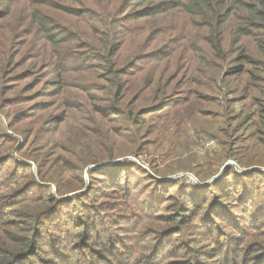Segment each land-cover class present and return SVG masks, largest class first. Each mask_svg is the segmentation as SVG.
I'll return each mask as SVG.
<instances>
[{
  "label": "rangeland",
  "instance_id": "1",
  "mask_svg": "<svg viewBox=\"0 0 264 264\" xmlns=\"http://www.w3.org/2000/svg\"><path fill=\"white\" fill-rule=\"evenodd\" d=\"M25 2L0 0V205L5 204L0 209L8 214L29 203L36 206L40 191L50 190L62 198L54 182H44L38 177L37 157L50 154L49 158L57 164L69 161V167L77 166L71 153L83 151L77 149L80 138L83 134L93 135L95 128L83 111L89 105L102 108L113 103L112 99L105 101L108 96L101 91H92L94 96L90 97L80 91L77 85L83 71L60 68L59 54L48 59L45 50L49 43L38 40L37 33L17 32L22 20L30 14ZM139 23L146 24V21ZM124 27H117L116 32ZM132 28L133 24L128 30ZM128 30L123 41L132 46L146 36L140 32L130 35ZM197 37L195 31L186 30L174 44L190 49ZM159 46L162 44L155 41L148 52ZM237 47L230 46L231 57L226 64L221 61L216 64L230 70L239 54L235 51ZM60 51V55L67 54L65 49ZM251 52L256 53L253 49ZM80 54L85 62L93 57L90 52ZM256 57L262 61L261 66L245 64L244 72L245 78L253 75L263 78L257 83L261 92L252 91L253 105L248 99L240 100L243 90L231 91L241 74L222 83L220 73L208 71L204 75L194 70L201 84H193V88L206 93H202L206 99L200 103L204 114H208L202 115L204 119L200 116L198 121L166 130L171 127V118L165 119L164 115L171 101L165 106L152 102L139 104L155 109L143 117L141 126L130 124L118 115L109 116L106 126L110 127L112 141L105 142V137L97 140L109 146L108 152L118 147L117 158L103 164L104 167L88 165L82 171L87 187L61 199L64 201L56 207L52 219L38 232L39 240L46 246L37 254L48 258V262L63 264L60 259L54 260L55 253L46 252L53 248V243H59L62 249L56 254L75 259L78 258L74 256L76 249L78 253H87L90 249L93 254L110 249L111 256L107 258L116 264L124 259L118 260L122 252L154 264L232 261L264 264V166H258L261 172L243 171L234 159L257 145L255 151L259 150L264 158V143L254 135L252 123L256 119L252 115L256 109L254 102L257 99L264 102V55ZM92 60L89 62H96ZM73 66L77 67L75 63ZM57 67L59 74L52 71ZM53 80L67 83L68 94L51 85ZM177 80L183 81L182 73ZM251 80L255 82L254 78ZM249 84L254 88L250 80ZM179 92L185 94L187 89L175 91ZM193 128L201 130L195 132ZM174 131L184 132V136L172 137ZM132 139L134 143H130ZM223 142L231 144L235 157L217 162ZM211 166L216 172L204 175ZM230 166L233 171L228 170ZM71 172L78 174L74 169L68 174ZM99 173L102 175L98 178ZM218 174V181L212 183ZM96 193L101 194L96 200H87ZM73 196L77 200L73 201ZM212 212H216L215 217L210 216ZM193 214L199 215L193 217ZM258 224L262 225L255 228Z\"/></svg>",
  "mask_w": 264,
  "mask_h": 264
},
{
  "label": "trees",
  "instance_id": "2",
  "mask_svg": "<svg viewBox=\"0 0 264 264\" xmlns=\"http://www.w3.org/2000/svg\"><path fill=\"white\" fill-rule=\"evenodd\" d=\"M24 1L27 3L30 14L22 20L17 32L28 35L37 33L38 40L49 43L45 50L48 59L50 56L54 59L53 54H59L57 65L60 68L83 71L82 80L77 85L80 91L89 97L94 96L92 91H101L108 96L107 100L104 99L105 101L112 99L113 102L102 108L89 105L83 111L87 119L89 115L95 128L92 130L93 135L83 134L80 138L81 142L77 149L83 151L71 153L75 157L77 166L69 167L67 165L69 161L66 164H57L55 160L49 158L50 154L37 157L38 177L44 182H54L57 185L58 195L62 196L61 199L69 193L87 187L82 171L88 165L99 167L117 158L118 155L115 152L119 151L118 147L108 152L109 146H104L103 142L97 140L98 137H105V142L112 141L109 134L110 127L106 126L110 121L109 116L118 115L130 124L141 126V121H145L143 117L155 112V109L153 106L147 109V106H139V104L152 102L153 105L164 104L165 106L167 101H171L164 115L165 119L171 118V127L166 130L198 121L200 116L204 119L203 117L208 114H204L200 103L206 99V96H203L202 93L205 92L200 91V88L198 90L193 88V84H201V82L197 81L192 71H199L204 75L208 71L220 73L222 83L231 76L241 74L236 78L238 82L231 91L237 93L243 90L240 100L248 99L250 105H253L254 101L252 91L261 92V87L257 86V83L263 78L255 75L245 78L244 72L245 64L255 66L262 64V61L255 56L264 55V0ZM139 21H146V24H140ZM132 24L133 28L130 31L128 29ZM121 25L125 26L124 29L116 32L117 27ZM127 30L130 35H137L140 32L145 33L146 36L134 42L132 46L127 41H123ZM186 30L195 31L198 34L197 40L191 43L190 49L180 43L176 46L174 44ZM114 35L116 38L113 37ZM155 41L162 46L148 52ZM232 45H238L235 51H239V54L230 70H223V66L216 63L221 61L226 64L229 61L231 57L229 48ZM60 49H65L67 54L60 55ZM252 49L257 54H253ZM82 51L92 53L91 58L96 62H89L92 59L88 62L81 60L79 55ZM176 57L178 59L173 61L172 58ZM180 60H186L187 63L182 65ZM74 63L77 67L73 66ZM59 67L52 71L59 74ZM181 73L183 81H176ZM247 73L250 72L247 71ZM253 78L255 82L251 80ZM249 80L254 88L249 84ZM242 83L244 86H241ZM66 84L60 80H53L51 83L61 93L68 94L69 90H65ZM185 88L187 93H175ZM176 96L180 98L173 100ZM254 103H256L254 104L256 109L252 115L256 119L252 120L253 133L259 137L258 141L264 143V102L257 99ZM193 129L195 132L201 130ZM182 136L184 132H172V137L180 139ZM114 143L118 144L117 140H114ZM130 143H134L133 139ZM222 145V151L216 158L217 162L223 158L235 157L231 153V144L223 142ZM257 147L258 145L252 146L253 150L248 148L245 155L234 158L241 169L264 166L263 156L259 150L255 151ZM73 169L78 174L72 172L68 174ZM230 169L233 171V166L228 168ZM253 171L261 172V170ZM95 172L93 171L92 174L96 175ZM214 172L216 171L211 166L209 172L204 175H212ZM100 173L98 178L103 174ZM217 181L218 178L212 183ZM99 195L101 194L96 193L95 196H88L87 200H96ZM72 198L73 201L77 200L75 196ZM61 199L50 190H46L38 193L36 206L29 203L25 208L11 211L9 214L0 209V264H54L48 262V258L37 254L46 246L39 240L38 232H42L44 223L52 219L56 207L64 201ZM84 202L83 199L82 204ZM0 206L3 207L5 204L2 202ZM198 215L193 214V217ZM210 216L215 217L216 212L210 213ZM67 219L64 224L68 221ZM179 220V218L176 219V222ZM261 225L258 224L255 228ZM60 249L62 246L59 243H53V248L46 252L51 255L55 253L54 260L60 259L63 264H81L82 260L84 264H116L115 260L107 258L111 256L110 249H102L103 252L99 254H93L94 252L90 249H87V253L85 251L78 253L79 249H76L74 252V256L78 255L76 259L57 255L56 251ZM121 259L122 262L119 264H154L153 261H145L140 257L137 259L135 254L131 256L125 252H122L118 260ZM227 264H235V261L227 262Z\"/></svg>",
  "mask_w": 264,
  "mask_h": 264
},
{
  "label": "water",
  "instance_id": "3",
  "mask_svg": "<svg viewBox=\"0 0 264 264\" xmlns=\"http://www.w3.org/2000/svg\"><path fill=\"white\" fill-rule=\"evenodd\" d=\"M113 164V163H112ZM107 165H109V164H107ZM111 165V164H110ZM226 165H228V164H226ZM102 166H104L103 164H102ZM225 168V167H224ZM223 168V169H224ZM222 169V170H223ZM253 170H261V168H258V167H253V168H250V169H247V171H253ZM246 171V170H245ZM219 176V174L218 175H216L211 181H213L215 178H217Z\"/></svg>",
  "mask_w": 264,
  "mask_h": 264
}]
</instances>
